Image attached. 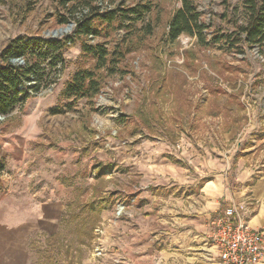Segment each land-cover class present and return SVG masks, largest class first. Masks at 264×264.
I'll return each instance as SVG.
<instances>
[{
	"label": "rangeland",
	"instance_id": "obj_1",
	"mask_svg": "<svg viewBox=\"0 0 264 264\" xmlns=\"http://www.w3.org/2000/svg\"><path fill=\"white\" fill-rule=\"evenodd\" d=\"M94 3L102 13L118 6L150 8L120 16L107 38H86L87 44L107 49L108 62L98 70L77 39L62 49L56 66L47 55L41 57L39 74L55 81L29 91L23 104L0 119V135L25 125L26 118H34V124L44 120L42 127L47 123L57 130L48 136L56 162L63 142L74 140L72 154L80 157L74 201L64 209L58 231L32 236L27 264H121L120 248L110 244L105 229L108 223L119 225L135 200L126 182L137 176L126 175L121 162L124 142L185 140L198 153L207 149L213 155L218 149L233 156L240 142L252 144L249 131H258L264 141V45L247 44L240 30L247 19L244 0H193L206 25V45L187 34L168 42V23L180 0ZM64 15L69 14L58 0H0V53L17 37L72 35L74 24L60 36L48 33L68 27V20L60 22ZM81 68L96 71L99 92L91 99L64 96L66 82ZM49 104L63 112L50 113ZM31 111L34 115H28ZM117 233L119 228L113 236Z\"/></svg>",
	"mask_w": 264,
	"mask_h": 264
},
{
	"label": "crops",
	"instance_id": "obj_2",
	"mask_svg": "<svg viewBox=\"0 0 264 264\" xmlns=\"http://www.w3.org/2000/svg\"><path fill=\"white\" fill-rule=\"evenodd\" d=\"M42 124L29 117L0 135V264H27L32 236L58 231L74 201L80 178L74 140L59 145L57 163L48 138L57 130ZM249 132L252 144L240 142L233 156L218 149L198 153L185 140L123 143L124 171L137 176L126 182L135 200L119 225L105 229L120 248L121 264H220L210 241L212 220L232 204L264 232V141Z\"/></svg>",
	"mask_w": 264,
	"mask_h": 264
},
{
	"label": "trees",
	"instance_id": "obj_3",
	"mask_svg": "<svg viewBox=\"0 0 264 264\" xmlns=\"http://www.w3.org/2000/svg\"><path fill=\"white\" fill-rule=\"evenodd\" d=\"M95 1L101 0H58V5L68 12L60 18L61 23H75L72 35L62 38L24 39L17 37L11 40L0 53V115H8L15 106L24 103L29 91H39V85L47 86L53 83L55 77L44 78L39 74L41 57L47 55L52 66H56L61 57L62 49L67 47L68 42L80 40L82 48L87 56L95 60L96 70L105 66L108 62V52L103 44L90 45L86 38H107L115 30L118 18L126 17L127 14H137L140 8L149 10L148 5L139 7L121 6L108 11L100 12V5ZM121 2L129 0H120ZM133 1V0H130ZM149 2V0H145ZM178 8L168 23L167 40L174 42L181 34L196 36L198 43L206 45V35L203 33L206 25L200 19V13L196 10L193 0H180ZM122 3V4H123ZM244 10L247 19L241 24L240 30L245 33L247 44L264 45V0H244ZM87 10L86 13L84 11ZM71 18V19H70ZM35 59L32 63L29 58ZM16 60H23L19 64ZM23 86L22 89L19 87ZM101 88V80L93 69H78L65 84L64 96L93 98ZM58 107L50 109V113H61ZM3 170V161L0 159V171Z\"/></svg>",
	"mask_w": 264,
	"mask_h": 264
},
{
	"label": "built area",
	"instance_id": "obj_4",
	"mask_svg": "<svg viewBox=\"0 0 264 264\" xmlns=\"http://www.w3.org/2000/svg\"><path fill=\"white\" fill-rule=\"evenodd\" d=\"M71 22L75 25L74 21ZM123 208L119 205L117 212L121 213ZM212 225L210 241L216 249L220 264L264 262V232L249 226L241 207L233 204L227 206L214 217Z\"/></svg>",
	"mask_w": 264,
	"mask_h": 264
},
{
	"label": "water",
	"instance_id": "obj_5",
	"mask_svg": "<svg viewBox=\"0 0 264 264\" xmlns=\"http://www.w3.org/2000/svg\"><path fill=\"white\" fill-rule=\"evenodd\" d=\"M68 26L70 27L72 25V22H68ZM50 35L52 36H60L64 33V29L63 28H59V29H55L52 30L51 32H48Z\"/></svg>",
	"mask_w": 264,
	"mask_h": 264
},
{
	"label": "bare ground",
	"instance_id": "obj_6",
	"mask_svg": "<svg viewBox=\"0 0 264 264\" xmlns=\"http://www.w3.org/2000/svg\"><path fill=\"white\" fill-rule=\"evenodd\" d=\"M70 29V27L68 26L67 28L64 29V33L67 32Z\"/></svg>",
	"mask_w": 264,
	"mask_h": 264
}]
</instances>
